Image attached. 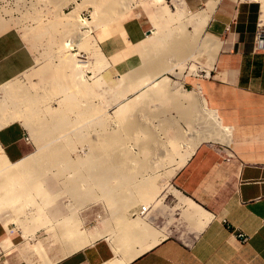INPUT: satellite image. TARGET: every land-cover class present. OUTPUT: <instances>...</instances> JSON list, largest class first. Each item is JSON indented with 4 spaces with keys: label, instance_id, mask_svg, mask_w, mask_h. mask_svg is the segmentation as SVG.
Returning <instances> with one entry per match:
<instances>
[{
    "label": "crops",
    "instance_id": "obj_1",
    "mask_svg": "<svg viewBox=\"0 0 264 264\" xmlns=\"http://www.w3.org/2000/svg\"><path fill=\"white\" fill-rule=\"evenodd\" d=\"M186 1L191 14L216 4L204 31L198 35L191 29L193 50L198 42L203 47L205 37L218 42L213 67L206 75L205 54V65L190 62L198 69L190 74H203L186 78L184 84L190 91H202L231 128V143L200 144L157 198L154 191L152 201L143 200L136 218H122L121 231L108 234L104 228L99 238L53 264H264V39L263 48L256 40L264 29V4ZM128 11L95 31L101 52L114 68L129 63L152 31L140 17L121 20ZM8 54L10 50L0 49V56ZM27 62L14 68L0 64V80L26 71L33 60ZM26 134L19 122L0 128V146L10 162L34 154H28ZM142 207L149 209L142 212ZM0 223V262L33 264L18 260L11 250L21 241L8 227V216L2 214Z\"/></svg>",
    "mask_w": 264,
    "mask_h": 264
},
{
    "label": "rangeland",
    "instance_id": "obj_2",
    "mask_svg": "<svg viewBox=\"0 0 264 264\" xmlns=\"http://www.w3.org/2000/svg\"><path fill=\"white\" fill-rule=\"evenodd\" d=\"M48 1L52 2L51 0H0V16H1L0 20L2 19V21H3V22L2 21L0 22V23H2V24H0V49L2 48V51L8 52V53L10 50V54L5 55V56H0L1 66L5 67V66L11 65L12 68H14L16 65H20V64L24 63L26 58L28 60L27 63H29L31 61V59L33 60V64L26 71L21 72L19 75H17L14 78H6L3 80H0V87L3 86V84L14 82L15 86H16V83H17V86H19V87H21L23 85L24 89L21 87V90L23 89L22 91H24L26 89L25 91L28 90L33 95L34 94H36V95L40 94L39 96H41V95L44 96L43 98L47 101V102L44 101V103H47V104L44 105V103H42V105L44 106V107L42 106V111H43L42 117L45 118V116L49 115V113H45V112H49V110H51V109H59L60 108L59 106L61 105V100L63 97H61L62 95L58 94L57 92H55V93L53 92L55 90L51 86V83L53 81H56L58 68L61 67L60 64L64 63L63 60H61V59H64V55L66 53L67 54L71 53L72 56H74V55L76 56V57L74 56L76 60L78 59V61L79 60L83 61L82 65L80 64L81 63L80 61H79L80 63L77 62L80 64V65L77 64V66L80 67L81 72L83 71L85 73V74L82 73V76L84 75L83 80H85V82L88 81L87 83L91 84V88H92L91 92L94 91V93H93L94 95L92 94V96L90 97V100H91L90 104H93L92 106H94L95 108H99L100 110L102 109L101 111L102 112L104 111L105 114L111 119H110V122H107L108 127L106 126L105 133H104V130H102L100 127L98 128L96 126L90 127L89 128L90 130L85 129L83 132L84 135L82 134L85 137H83L81 139H79V137H78L76 140V137H74V135H73L70 137L71 138V140L69 141L70 144H67L68 140L66 141V143H65V141H63L64 143L60 141L64 146H67V147L65 149H63L62 152L56 151V153H54V151L51 152L50 149L47 151L43 150L41 152H38V149H39L38 146L39 145H37V143L35 141L36 138H34V134L32 133V131L30 129H28L27 126H24L19 122V124H21V126L24 127V129L27 132L26 135L29 137V140H28V144H29L28 145V152L29 153L28 154L34 153V157L37 156V158H38L40 156L39 158H41V157L44 158V159L41 158L42 161H40L41 162V163H39L40 165L38 163H36L35 167L30 168V171L33 168L34 170H38V171L43 172L44 174H43L42 178L39 179L40 183H41L40 188L42 185H45V186H43L44 189H46L45 187H49V188H52L53 192H54L51 195L49 194L50 197L47 194L48 199H45L44 202L41 201L40 196L36 195L37 192H36V194H33L34 195V196H32L33 198L28 197L30 199L29 201H32V203L34 204L33 206L31 204V207L29 206L30 208L29 207L28 208L31 209L32 212H34V213L30 214L28 216V218H25V217L21 218V219H23V222L25 221L24 226H23V224L18 223V220L16 219V217H15L16 215L14 214L13 210H10L11 208H4L3 209V215H7L8 219H9L8 227L10 228V230L13 231V234L17 237V239H19L21 241L19 244H15L13 246L14 248L11 247V250H14L13 252L17 256L18 260L28 261V262L33 263V264H44V261H41L42 259L38 255L32 254L29 251V248L34 247L35 243H38L40 241L39 239L46 241V248H47V250L49 252V256L51 258H55L56 256L57 257L60 256L61 249H62L61 244H60V242L54 241L55 235L53 234L52 230H53L54 224H56L58 221H60V222L64 221V218H65L64 216L72 217L75 221H80V219L85 220V222H86L84 225L85 229H91V228L98 226L99 228L101 227V230L103 233H104V228L106 229V231L109 232L108 234H115L114 233L115 231H121L123 225L121 223L119 224L117 222V220H115V218L113 216V214L115 212L110 207L108 202H106V200H104L103 193H101L102 192L101 190L97 191L98 189H95L96 192L93 190L86 191V192H84L83 195L81 194V196H83V198L80 199L79 198L80 196H75L74 194H70L68 192V188H69L70 184L68 185L65 180L68 177H70V175L72 177L76 178V180H79L76 177V176H78L79 173H81V172L87 173L88 172V169H86V166H88L89 164L88 165L85 164V166L82 164L85 167V168H82L81 165L78 164V162L80 161V159L88 158V157H86L87 155L91 156V154L92 155L94 154V152L91 151L92 149L90 147H93L92 144L94 145L97 143L98 140H100V139L97 140L98 137L99 138L101 137V139H102L103 138L102 136H104L105 134L108 133L107 135H110L111 132H113V133L115 131L118 132L119 129H122L121 126H119L120 124L116 120L115 115L118 113L117 110L120 107V105L122 104L123 99L125 100V98H126L125 101H131L130 106L135 107V109H136V107H138V109L142 110L141 111L142 113L146 112V114H149L146 118H143V123L148 127V129H150V128L151 129L149 130L148 133L147 132L143 133V130H141L139 128L136 135L134 134L135 136L128 134V133H125V135H124V132H123L122 142L120 143V141H118L117 144L115 142L116 145L114 143H111L110 144L111 148H109V151L107 152V154L112 155V157L115 156L116 158H118L120 156L126 157L128 155V157L134 159V161L137 160L138 166L136 164V166H133L132 168H127L126 172L130 173V174H133V172H134L135 174H133V177H135L137 175L135 177L136 182H132V183L138 184V187H140V190H141V188L144 189L146 187V185H145L146 183H149L152 181L156 185L155 190L157 191L158 194H160L164 190V188H166L168 186V184L171 183L172 177L177 173V171L182 168V167L179 168L176 171V173L172 176L170 170H172L174 168L173 162H174V159L177 160V157L174 158L173 161L171 160L172 162L168 161V160H166V162H165L162 159L166 156L164 153V152H166V150H164L162 152V154H161V152L156 153L154 151H151V152H154L152 154V153H150V151H148V153H147L148 155H145V153H144L145 150H143V149H145L146 147L148 148L151 145L152 140H157L158 143L162 144L164 149L167 148V151L170 150L172 144L175 143L178 147L179 154L185 155L188 153L187 150H188V148H190L191 144L193 143L194 132H199L200 134L203 133V130H205L203 125L206 124V123L201 122V121H203V119L200 121L202 124H199L200 123L199 121H198V123L196 122L197 124H192L191 122L188 121V118H186L184 116V114H182V111L180 109H178L179 108L178 106H185L188 103V101L187 100L185 101L184 98L179 99L180 97L174 95V96H170L167 99L169 101V103L168 102L164 103V102H162L163 99H158V98L152 99V102L151 101L145 102L143 100V98L142 97L139 98L140 96L138 97V95H140L144 91L146 92L147 89L149 90V87H146V88L142 87L141 88L142 90L139 88L141 93L138 89L137 90L139 92L136 90H135L136 92L135 91L134 92L133 91L127 92L129 95L126 93L125 97H121V95L119 96V94H116V93H118L117 91H119V89L115 87V84L118 82L123 83L126 80L125 76H123L122 79H119V76H121V74L128 76L127 74H130L132 72L137 73L138 69H140L139 70V73H140V71L144 67L142 65H144L143 62H144V58L146 57L144 45H145V43L148 42L147 37L145 38L144 41H142L141 43H139L137 45V48L140 47L139 53H137L131 59V61L129 63L124 64L123 66H120L118 68L111 67L109 59L104 56V54L101 52V50L99 48L98 41L95 38V36H96L95 31H98L99 29L105 28V26L113 23L114 21H118L120 19L112 20L108 24H106V25L104 24V26L99 25V22H98L99 26L97 27V24H96L97 19L95 18V12H94L95 7L89 0H88V3L89 2L91 3L89 5H88V3L87 4L85 3L86 2L85 0H63V3L61 0L62 4H60V1H59V4H57V3L55 4L54 2H52V4L56 5V6L54 5V7H52L51 3L49 4ZM121 1H123V0H121ZM133 1H134V3H133ZM133 1H132L133 7H130L126 10V11L129 10V11L124 16H122L121 20H125L128 18L136 17V16L140 17V19L147 24L149 30L152 29L151 33H156V34H158V36H161V35L163 36L166 33L167 29H168L167 32H169V30H172L173 28H174L173 29V31H174L175 27H176L178 30H181L182 33H181V31L178 32L175 30L176 32H174V33H176V34L170 38L171 40L170 39L168 40V44H173V45H170L171 47H174V44H176V42H179V39L177 38L178 39L177 40L175 38L178 36H180L181 40L185 39V41H189V42L194 40L193 38L190 39L191 37H189V36H191V32L192 33H193V31L196 32L195 30L198 28V25L195 26L196 22H194V20L190 21L191 23L189 22L186 25L190 30L192 29V27H194L193 31L192 30L190 31L188 28H185V29L183 28L184 29L183 30L182 28H180V25L178 26L177 23L167 22L168 17L163 15L162 6H168L170 8L171 12L176 13L177 10L180 8V6H179L181 4L180 0H161V2H158L157 0H133ZM243 1L254 2V3H257L258 5H260V2L262 3V5L264 4V0H243ZM212 3L213 2L209 3L205 10L210 9V7L212 6ZM57 5H60V7H58ZM92 5L94 8L92 7ZM182 6L186 7L188 10L190 4H189V2L186 1L184 5L182 4ZM204 7L205 6H203L201 9H203ZM201 9L199 8V9H197V10L195 9L193 11L196 12V11L201 10ZM56 11H57V13H56ZM39 12H40V14H39ZM54 12L58 16H56V14ZM58 13H60V14L62 13L63 15H65V17L62 16V14L60 16V14H58ZM69 14H72L81 20V23H80L79 20L75 21L78 18H76L74 16L72 17L73 19L70 18V20L71 19L73 20V22L71 20V23H72L71 27L73 26L72 27L73 29H75V28L77 29V27L80 26V25L78 26V23H76V22H79L80 24L83 23L85 26L84 27L82 24L83 27L80 26L78 31L77 30L73 31L74 35L76 36L77 32H79V33L82 32V33H85V35H86L88 32L89 35L88 34L86 36L82 35V38H81L82 41L81 42H83L85 40H86V42L92 41L91 42L92 48L87 49L86 47H84V46H87L88 44L91 45L90 42L88 44L83 43L84 46H82L83 44L80 46V47H84V49L86 48L85 50L82 48L79 49L78 46L73 47L71 45V47H73L74 50L72 48V51L70 52L69 47H70V43L72 42V41H70L71 35L69 36V34L68 35L66 34L68 32V31L66 32V30H68L69 28L67 29V27H65V24H64L67 22V19H69V17H67V16H72ZM194 14L197 15L198 13H194ZM35 15L38 18L40 17L39 20L37 19V21H40V22L44 21L46 24L48 23V21H49V23L54 22V20H55V18H53L54 16L56 17L58 22L55 21V24L53 23V26H52V24L50 25L49 23H48L49 25H45V23L43 22L42 24H44V27L36 28L34 30L33 28L36 26V22L34 19ZM188 15L191 16L192 14L188 13ZM36 16H35V18H36ZM118 16L119 15H117V17ZM63 17L67 18V19H64ZM32 18L34 20H32ZM97 18H98V16H97ZM94 20H96V21H94ZM99 20H100V17H99ZM150 20H151V22H150ZM33 21H34V23H33ZM59 21H60V23H59ZM61 21H63V23ZM87 22L89 24L86 25L85 23H87ZM192 22H193V24H192ZM32 23H33V25H32ZM75 23H76V25H75ZM173 23H175V24H173ZM94 24H96V25H94ZM31 26L33 28H31ZM75 26H77V27H75ZM94 26H96L97 28H94ZM65 28H66V30H65ZM72 28L70 29V31L73 30ZM63 30H64V32H66L65 34L67 35V37L69 36L68 39L63 37L64 36ZM79 30H81V31H79ZM32 32H37V33L48 32L49 35H48V33H46L47 36L41 35L38 37L37 36L33 37V34H30ZM184 32L186 34H184ZM161 33H163V34H161ZM200 33L201 32H199L198 34H200ZM183 34L185 35V37L187 35V38H185ZM30 36H32V37H30ZM83 37H86V38H83ZM73 38L76 39L77 37H73ZM87 38H89L90 40ZM63 39H66V40H63ZM94 39H95V41H94ZM66 43L69 45V47L67 48L68 52L66 51L67 50L66 48H62V46L63 47L67 46ZM73 43H74V41H73ZM63 44H65V45H63ZM94 44H95V47L93 46ZM203 44H205V42H203ZM184 45H187V44H184ZM177 46L179 47V45H177ZM198 46H199V42H198V45L195 47V49L192 53V55L193 54L194 55L193 56L191 55L192 59L190 58V60H187L188 59V57L186 56L187 54L185 56L184 55L182 56V54L178 55L177 50H175V49H174V51L172 49H168V50H172V51H169L168 55L164 54L165 52L163 51V53H159L161 56L159 55V56L155 57V58H157L158 62H160L161 64L164 63V66H166V64H167V69L169 66L170 67L173 66L172 68H174V69L172 71L166 69L167 71H163L162 72L163 74H161V76L163 78L169 79V86L172 88V91L174 93H178L182 96H184V95H190L191 96L195 92V91H190V90H193L192 88L185 86L184 80L186 78L197 79L199 77V75L203 74L201 72L196 73L195 75L190 74V73H195L198 70L193 63H190V61H192V62L194 61V63L196 65H205L206 57L204 55L198 53V48H200ZM61 48L64 49L65 51L62 52ZM202 49L204 51V49H205L204 46L202 47ZM90 50H91V52H90ZM61 52L63 55L61 54ZM204 52L207 53L206 50ZM50 53H52V54H50ZM91 53H93V54H91ZM206 53H203V54L206 55ZM48 55L50 57H48ZM51 55H53L54 57L56 56V57L54 58ZM57 55L60 57H58ZM100 55H101V57H100ZM102 55L104 57H102ZM74 57H73V59H74ZM207 57H208V55H207ZM48 58H50V59H48ZM59 58H60V61L62 63L59 61ZM173 58H175V60ZM193 59H195V60H193ZM102 60H105V62H106L105 65H107V66H105L106 68H104V67L102 68L100 66ZM178 60H179V62H178ZM175 63L177 64L176 67H175ZM185 63H186V65H185ZM108 65L110 67H108ZM82 66H83V69H81ZM192 66L193 67L195 66L194 70L191 69ZM46 67H47V70H46ZM98 68H99V70H98ZM132 69H135V70L131 71ZM179 69H182L183 71L179 70ZM208 70H209V68H208ZM187 73H188V75L184 76V74H187ZM99 77L102 79H100ZM176 78H178V79L182 78L181 82H179V80L176 81L177 80ZM96 80H98L99 82ZM48 90H50V91L52 90L53 94L51 92H49ZM45 93H47V94H45ZM54 94L56 96L53 97ZM57 94H58V96H57ZM95 94L97 95V97L95 96ZM48 95H50V97H48ZM145 95L147 97V94H145ZM145 95H144V99L147 101V98H145ZM2 96H4V94L2 93V90H1V92H0V99L1 100L3 99V98H1ZM45 96H47V97H45ZM175 97H177V98H175ZM134 98L135 99L137 98L138 100H135ZM59 100H60V102H59ZM175 100H178V101H175ZM179 100L183 101L184 103L180 102ZM85 101H83V106L87 105V102L89 100H85ZM119 102L121 104H119ZM0 103H1V101H0ZM142 104L145 106H143ZM48 107H50V108H48ZM127 111H128V109H127ZM43 114H45V116ZM46 118L50 119V116H47ZM136 119H138V116L136 117ZM165 119L167 120V122H166L167 124L164 123ZM170 122H173V123L170 124ZM173 124H175V125H173ZM166 126L169 128H167ZM122 130H124V127ZM149 134H152V135H149ZM175 140H176V142L173 143V141H175ZM60 142L59 141L55 142L56 143L55 145H57V143L60 144ZM203 142H212V143L215 142L216 143V142H220V141L211 138V139H207L205 141H202L201 143H203ZM54 146H53V148H54ZM51 147H52V145H51ZM45 151H46V153H45ZM42 153L43 154L45 153L46 155L44 154V156H43ZM156 154H158V155H156ZM50 155H53V156L57 155L58 158H56L55 156H54L55 158L54 157L52 158V156H50ZM46 156H48L49 158L47 159ZM59 156H60V160H59ZM65 157L67 158L66 160H65ZM158 157L161 158L160 159L161 163L158 162L159 160H156V159H159ZM61 158H63V159H61ZM49 159L50 160L52 159L50 163H49V161H50ZM70 159H73L75 161V165L72 162V160H70ZM77 159H79V160H77ZM44 160L46 162H48L49 164L46 163ZM76 160L78 162H76ZM156 161L159 164H157ZM53 162H55V163H53ZM42 165H44V166H42ZM72 165L74 166V168L72 167ZM70 167H72L73 169ZM88 168H92V167L88 166ZM83 169H86V171L85 170L83 171ZM91 171L92 170H90V175H88L90 179H92L91 178V176H92ZM73 174H74V176H73ZM72 177L70 178V180L72 179ZM72 180H74V179H72ZM62 182H64V183H62ZM144 182H146V183H144ZM139 183H141V184H139ZM62 184L65 186H63ZM122 184H120L119 187L124 188L123 189L124 191H122V189H121V191L118 190L119 191L118 193L121 196L123 195L122 192L126 193L125 190L127 188H131L135 185V184L130 185L129 183H122ZM66 185L68 186V188ZM91 185H92V183H91ZM91 185H90V187H93ZM136 187L137 186H135V188ZM134 190H136V189H134ZM83 191L81 193H83ZM64 192H66L67 194H65ZM57 193H59V194H57ZM158 194L156 195L155 198L158 197ZM85 195L89 199L85 198L86 197ZM43 196H45V195H43ZM45 197H43V198H45ZM90 197L94 200H92ZM31 198H32V200H31ZM55 198H56V200H55ZM34 199H35L36 203H34ZM49 199H51V200H49ZM82 199H84V200H82ZM136 199H138V200L134 201L135 206L132 203V201L130 203H128L129 201H126V203H121V204L117 205L118 207L122 208L120 214L125 213L124 217L129 219V220L136 218L137 217L136 212H137L138 207L143 205V203L146 204V202H143V200L140 201L141 199H139V197H136ZM86 200H88L89 202ZM46 201L49 202V204ZM124 204H125V206H124ZM8 205H6V207ZM33 207H34V209H33ZM129 207H130V209L128 210L127 208H129ZM122 211H124V213H122ZM58 216H63L64 218L58 217ZM25 226H26V228H30V230L35 231V232H33L35 234H33V233L30 234L31 235L30 237H32L34 240H29L28 238L27 239L24 238V237H26V235H25L26 232H28V231H29L28 233L32 232L29 229L25 230V228H24ZM23 231H25V233H23ZM104 235H106V234H104ZM87 236H88V238H87ZM87 236L86 237H85V235L82 236V237H85L82 239H84V241H86L85 239H89V237H91L90 235H87ZM84 241L81 240L80 242H77V243L82 242L81 244H83ZM77 243L76 244L74 243V245H79ZM27 247H28V250L26 249ZM70 249H73V248H70ZM36 256H38V257L36 258ZM39 258H40V260H39ZM1 263L2 262H0V264Z\"/></svg>",
    "mask_w": 264,
    "mask_h": 264
},
{
    "label": "bare ground",
    "instance_id": "obj_3",
    "mask_svg": "<svg viewBox=\"0 0 264 264\" xmlns=\"http://www.w3.org/2000/svg\"><path fill=\"white\" fill-rule=\"evenodd\" d=\"M51 1L54 2L55 4L56 3L59 4V1H60V4L63 3V0H62V3H61V0H51ZM85 1H86L85 3L87 4L88 0H85ZM89 1L95 7L94 8L93 5H92V7L95 10L94 11L95 12V18L97 19V21L96 20H94V21L97 22V23L95 22L97 24V27L99 25L107 24L110 21H112L113 19L118 18L121 14H123L124 11L126 12V10L128 8L133 7L132 6V1L133 0H126V1L125 0H123V1H121V0H89ZM157 1L161 2V0H157ZM180 1H181L180 2L181 4L179 5L180 8L177 10L176 13L171 12L170 8L168 6H162L163 15L168 17L167 22H175V23L178 24V26L180 25V28H182V29L184 28L185 29V28H188L186 25L190 21L194 20V22H196L195 26L198 25V28L195 31L197 33L202 32L205 29V27L207 26L209 20L211 19V15H212V12L214 11V8H215L216 4L213 2L212 6L210 7V9L205 10V11H201L197 15L192 14L191 16H189L188 13L191 14V12H189L186 7L182 6V4L183 5L185 4V1L184 0H180ZM52 2L48 1V3L49 4L51 3L52 7H54L55 4H52ZM90 2L88 3V5L91 4ZM133 3H134V1H133ZM57 6L60 7V5H57ZM56 13H57V11H56ZM39 14H40V12H39ZM58 14H60V13H58ZM61 14H60V16H61ZM69 15H72V14H69ZM117 15H119V16L117 17ZM35 16H34V19H35V22H36V26L34 28L31 26V28H33L35 30L36 28L44 27V24H42L44 21L43 22L42 21L41 22L37 21V19L39 20L40 17L38 18L36 16V18H35ZM56 16H58V15L56 14ZM62 16L65 17V15H63V14H62ZM73 16L74 15L67 16V17H69V19L63 17L64 19H67V22L65 21L66 23H64L65 27H67V29L69 28L68 30H66V28H65L66 32L68 31L67 33L64 32V30H63V34H64L63 37L68 39V37L71 35L70 36L71 40L70 39L69 40L72 41V42L70 43V47L66 43L67 46L66 47L62 46V48H66L67 49L69 47L70 52L72 51V48L74 46H76V47L78 46L79 49L80 48L84 49V47H86L87 49L88 48L89 49L92 48L91 47L92 46V44H91L92 41L91 42L90 41L86 42V40H85V41L81 42L82 41L81 40L82 35L83 36H86L87 34L89 35L88 32H87L86 35H85V33H82V32H81L82 34L77 32L76 36L74 35L73 31H75V30L78 31V29L80 28V26H82L83 23L80 24L81 20L78 17L74 16V17L78 18V19L75 18L76 19L75 21L79 20L80 23L79 22H76V23H78V26L79 25L80 26L79 27L75 26V27H77V29L75 27H74L75 29H73L72 28L73 26L71 27V24H72L71 20L73 19L72 18ZM97 16H98V18H97ZM99 17H100V20H99ZM53 18H55V20L53 19L54 22H50L49 23V21H48V23L50 25L52 24V26H53V23L55 24V21L58 22V20L56 19L55 16ZM70 18H72V19L70 20ZM34 19L32 18V20H34ZM1 21H2V19L0 20V22ZM61 22L63 23V21H61ZM72 22H73V20H72ZM98 22H99V25H98ZM33 23H34V21H33ZM33 23H32V25H33ZM48 23L47 24L45 23V25H49ZM59 23H60V21H59ZM76 23H75V25H76ZM175 23H173V24H175ZM0 24H2V23H0ZM85 24L87 25L89 23L87 22ZM96 24H94V25H96ZM192 24H193V22H192ZM83 26H84V24H83ZM97 27L94 26V28H97ZM71 28L73 30L70 31ZM259 28H263V27L259 26ZM173 29L169 30V32H167L168 31V29H167L166 33L164 32L165 34L163 36L161 35L163 33L160 34L161 36H158V34H156V33H150V35L147 37L148 38V42L145 43V45H144V47H145L144 50L146 52V57L144 58V62H143L144 65H142L144 67L142 68L140 73H139L140 69H138L139 68L138 67L137 68L138 69L137 73L136 72L135 73L132 72L130 74H127L128 76L121 74V76H119V79H122L123 76H125L126 80L123 83L122 82H118V83L115 84V87L119 89V91H117L118 93H116V94H119V96L121 95V97H125L127 92H132V91L134 92L135 90L138 91L139 88L141 89L142 87L143 88L149 87V90L147 89L148 91L146 90V92L144 91L143 93H141V91L139 90L141 94L138 95V97L139 96H140L139 98L142 97L145 102H149V101L152 102V99L158 98V99H163L162 102H164V103H166V102L169 103V101L167 99L170 96H174V95L180 97L179 99L184 98L185 101L186 100L188 101V103L185 106H178L179 108L178 107L177 108L182 111V114H184V116L186 118H188V121L191 122L192 124H197L198 121L200 122L203 119V121H201V122L202 123H206L205 125H203V127L205 128V130H203V133L200 134L199 132H194V134H193V137H194L193 138V143L191 142L192 144H191L190 148H188V150H187L188 153L185 154V155H183V154L180 155L179 154L178 147L174 143V142H176V140L173 141L174 144H172V146L170 145L171 149L168 150V151H167V148L164 149L162 144L158 143L157 140H152L151 145L148 148L146 147L145 149H143V150H145L144 151L145 155H148L147 154L148 151H150V153H152V154L154 152H156V153L161 152V154H162V152L164 150H166V152H164L166 156L162 159L165 162H166V160H168V161L172 160L173 161V159L177 157V160L174 159V162H173L174 163V168L172 170H170L172 176L176 173V171L179 168H181V167H183L185 165V163L188 161V159L193 154V152L196 150V148L200 144H202L201 143L202 141H205L207 139L213 138V139H216V140H218L220 142H224V143H228V144L231 143V128L226 127L223 124L219 114L217 113L216 110L212 109L209 106V103H208L206 97L203 95V93H202V91L200 89L198 91H195L191 96L190 95L182 96V95H180L178 93H174L172 91V88L169 86V79L168 78H163L161 76V74H163L162 73L163 71H167V70L172 71L174 68H172L173 66L170 67L168 65L169 67L167 69V64H166V66H164V63L161 64L160 62H158L157 58H155V57L159 56L160 55L159 53H163V51H164L165 52L164 54L168 55L169 51H172V50L174 51V49H175V50H177V54L178 55L182 54V56L183 55L185 56L187 54L186 55L188 57V59L186 58L187 60H190V58L192 59V56L194 55V54L192 55V53L194 51L193 48H192L193 46L191 44L192 41L191 42L185 41V39L181 40L180 36H178V37H175V38L176 39L178 38L179 42H176V44H174V47L170 46V45H173V44H168V40L176 34L174 32H176V31L180 32L181 31V30H178L176 27H175L176 31L175 30L173 31ZM79 31H81V30H79ZM196 32H195V34H196ZM46 33H48V32H44V33L32 32L30 34H33V37H36V36L38 37V36H41V35H46L47 36ZM65 33L67 35L69 34V36L67 37V35ZM181 33H182V31H181ZM184 34H186V33L184 32ZM48 35H49V33H48ZM30 37H32V36H30ZM73 37H77V38L75 39ZM184 37H185V35H184ZM189 37H191L190 39H192V38L194 39V36H193L192 32H191V36H189ZM83 38H86V37H83ZM89 38H87V39H89ZM186 38H187V35H186ZM63 40H66V39H63ZM73 41H74V43H73ZM94 41H95V39H94ZM89 42H90L91 45L88 44ZM204 42H205V44H203L202 46H204V48H205L204 51L206 50L207 53L203 51L202 47L198 48V53L199 54L206 53V55H208L209 70H207L206 75L209 76L210 69L213 67V64H214V61H215V55H216V50H217L216 48H217V43L218 42L216 43V40L213 39L212 37H205ZM83 43H87L88 45L84 46ZM95 44L93 45L94 47H95ZM184 44H187V45H184ZM63 45H65V44H63ZM71 45L73 47H71ZM81 45L84 46V47H80ZM175 45L176 46L179 45V47L177 46L178 47L177 48ZM168 49H172V50H168ZM73 50H74V48H73ZM63 51H65V50L62 49V52ZM66 51L68 52V49ZM62 52H61V54H62ZM90 52H91V50H90ZM93 53H91V54H93ZM50 54H52V53H50ZM53 55H51V56H53ZM74 56H72L71 53L70 54L66 53L64 55V59H61V60H63L64 63L60 64L61 67L58 68L57 79H56V81H53L51 83V86L55 90L53 92L54 93L57 92L58 94L62 95L61 97H63V98L61 100V105L59 106L60 107L59 109H51V110H49V112H45L46 110L44 111L45 113H49V115H47V116H50V119H47L46 118L47 116H45V114H43L45 116V118L42 117V113H43V111H42V106H43L42 103H44V101H46L43 98L44 96H42V95L39 96L40 94H38V95L34 94L33 95L28 90L25 91L26 89L24 91H22L24 89L23 85L21 86L23 88L21 90V87L17 86V83H16V86H15L14 82H13L14 84L13 83L3 84V86L0 87V92L2 90V93L4 94V96L1 97L3 99L2 100L0 99V101H1V103H0V128L4 127L6 125H9L11 123H14V122H20L24 126H27L28 129H30L32 131V133L34 134V138H36L35 141H36L37 145H39L38 146V148H39L38 152H41L43 150L47 151V150L50 149V151L51 152L54 151V153H56V151H61L62 152L63 149H65L67 146H64L61 142L65 141V143H66V141L68 140L67 144H70L69 141L71 140V138H70L71 136L74 135V137H76V140H77L78 137H79V139L85 137V136H83L84 135L83 132H84L85 129L90 130L89 129L90 127H93V126H96L98 128L100 127L102 130H104V133H105V130H106L105 128L107 126V122H110L111 118H109L105 114L104 111L102 112L101 111L102 109L100 110L99 108H95L94 106H92L93 104H90V101H91L90 97L92 96L94 91L91 92V90H92L91 84L87 83L88 82L87 80H86L87 82H85V80H83L84 75L82 76V73H84V72L83 71L81 72L80 67L77 66V64H79L80 62H81L80 64L82 65L83 61L79 60L80 61L79 62L78 59L77 60L75 59L76 56L75 57ZM48 57H50V56L48 55ZM58 57H60V56H58ZM73 57H74V59H73ZM100 57H101V55H100ZM102 57H104V56L102 55ZM48 59H50V58H48ZM173 59L175 60V58H173ZM193 60H195V59H193ZM59 61H60V58H59ZM77 62H79V63H77ZM178 62H179V60H178ZM190 62H192V61H190ZM105 63H106L105 60H102L100 66L102 68L103 67L106 68L105 66H107V65H105ZM176 65L177 64L175 63V67H176ZM185 65H186V63H185ZM108 67H110V66L108 65ZM194 67L192 66L191 69L194 70ZM81 69H83V66H82ZM46 70H47V67H46ZM98 70H99V68H98ZM134 70L135 69H132L131 71H134ZM179 70H182V69H179ZM100 79H102V78H100ZM96 81H98V80H96ZM48 91L53 94L52 90L51 91L48 90ZM45 94H47V93H45ZM58 94H57V96H58ZM145 94H147V97H146ZM144 95H145V98H147V101L144 99ZM54 96H56V95L54 94L53 97ZM95 96L97 97L96 94H95ZM45 97H47V96H45ZM48 97H50V95H48ZM137 98L136 99L134 98V99L138 100L139 98L138 99ZM175 98H177V97H175ZM85 100H89V101L87 102V105L83 106V101H85ZM125 100H126V98H125ZM125 100L123 99L122 104L119 102V104H121V105H120V107L117 110L118 113L115 115L116 120L120 124L119 126H121L122 129L124 127V130L119 129L118 132L115 131L114 132L115 134L113 132H111L110 135H107L108 134L107 133L104 136H102L103 137L102 139H101V137L99 138L97 136L98 137L97 140L98 139H100V140H98L96 144H94V145L92 144L93 147H90L92 149V150L91 149L90 150L93 151L94 154L93 155L91 154V156L90 155H87V156L85 155L88 158L80 159L79 162L77 161L79 159L76 160V162H78V164L81 165L82 168H85L84 167L85 164H87V165L89 164L88 166L92 167V168H88V166H86V169H88L87 173L81 172V173L78 174V176L75 175L77 177V179H79V180H76V178L72 177L71 175H70V177H68L65 180L68 185L70 184L69 188L66 185L67 188H68V192L70 194H74L75 196H80L79 197L80 199L83 198V196H81V194L83 195L84 192H86V191H91V190L95 191V189H98L97 191L101 190L102 192L101 191L100 192L103 193L104 200H106V202H108L110 207L115 212V213L113 212L114 214L113 213L112 214H113L115 220H117V222L119 224L122 223V218L124 219L125 217L122 216V214H120L122 208L118 207L117 205H119L121 203H126V201H129L128 203H130L132 201V203L134 204V201L138 200V199H136V197H139V199H141L140 201H142V200H145V201H147V200L149 201L150 200V201H152L154 199L153 194L156 195L154 193V191H156L155 190L156 189V185H155L154 182H152L151 180H150L151 182L148 181L149 183L144 182V183H146L145 184L146 187L144 189L141 188V190H140V187H138V184L132 183V182H136L135 177L137 175L135 177H133V174H135L134 172H133V174H130V173L126 172L127 168H132L133 166H136V164L138 166L137 160L134 161V159L128 157V155L126 157H124V156L121 157L120 156V157L116 158L115 156L112 157V155L107 154V152L109 151V148H111V145H110L111 143L115 144V142H116V144H117L118 141H120V143L122 142V140H123V138H122L123 137V132H124V135H125V133H128V134H131V135L135 136L136 133L138 132L139 128L141 130H143V133L144 132L148 133L149 130L151 129V128L148 129V127L143 123V118H146L149 114H146V112L142 113L141 112L142 110L138 109V107H136V109H135V107L130 106L131 105V101H125ZM175 101H178V100H175ZM59 102H60V100H59ZM180 102H183V101H180ZM46 104L47 103H44V105H46ZM143 106H145V105H143ZM48 108H50V107H48ZM127 109H128V111H127ZM137 116H138V119H136ZM166 122H167V120L165 119L164 123H166ZM201 122L199 124H202ZM171 123H173V122H170V124ZM173 125H175V124H173ZM167 128H169V127H167ZM149 135H152V134H149ZM58 141L59 142L61 141L60 144L57 143V145H55L56 144L55 142H58ZM51 145H52V147H51ZM53 146H54V148H53ZM46 151H45V153H46ZM151 151H154V152H151ZM44 154H43V156H44ZM156 155H158V154H156ZM50 156H52V158H53L55 155L54 156L50 155ZM46 157H47V159L49 158L48 156H46ZM55 157L58 158L57 155ZM66 157H65V160L67 159ZM38 158H37V156L34 157V154H33L29 158H27V159H25L23 161L10 162L7 159V157L5 156L3 150H2V148L0 146V217L3 214V209L4 208H11L10 210H13L14 214L16 215L15 217L18 220V223L19 224H23V226H24L25 225L24 224L25 221L23 222V219H21V218L22 217L28 218V216L30 214L34 213V212H32L31 209H29L31 207V204H32V206L34 204L32 203V201H29L30 199L28 197L34 196L33 194H36V192H37L36 195L40 196L41 201L44 202L45 199H48L47 198V194L50 197V195L54 193L52 188L45 187L46 189H44L43 186H45V185H42L41 188H40L41 183H40L39 179L42 178V176L44 174L43 172L38 171V170H34L33 168L30 171V168L31 167H35L36 163H38V164L41 163L40 161H42L41 158H43V157H41L39 159ZM61 159H63V158H61ZM160 159L161 158L156 159V160H159L158 162L161 163ZM51 160L49 161V163L51 162ZM59 160H60V156H59ZM70 160H72V162L75 165V161L73 159H70ZM46 163H48V162H46ZM53 163H55V162H53ZM156 163H157V161H156ZM159 163H157V164H159ZM42 166H44V165H42ZM72 167L74 168L73 165H72ZM72 167H70V168H72ZM86 169H83V171L84 170L86 171ZM89 169L92 170L91 171L92 172L91 173L92 174V176H91L92 179H90L89 176H88V175H90V170ZM74 174H73V176H74ZM71 177L74 180H72V179L70 180ZM64 182H62V183H64ZM91 183H92V185H91ZM122 183H129L130 185H133V184H135V185L133 187H131L132 189L131 188H127L125 190L126 193L122 192L123 195L121 196L118 193L119 192L118 190L121 191V189H122V191H124L123 190L124 188L119 187L120 184H122ZM141 183H139V184H141ZM90 185L93 186V187H90ZM63 186H65V185H63ZM135 186H137V187L135 188ZM134 189H136V190H134ZM82 191H83V193H81ZM64 193L67 194L66 192H64ZM57 194H59V193H57ZM43 195H45L46 197L43 196ZM43 197H45V198H43ZM32 198H31V200H32ZM85 198H87V196ZM84 199H82V200H84ZM87 199H89V198H87ZM49 200H51V199H49ZM55 200H56V198H55ZM92 200H94V199H92ZM86 201H88V200H86ZM34 203H36L35 199H34ZM47 203L49 204V202H47ZM6 205H8V206L6 207ZM124 206H125V204H124ZM134 206H135V204H134ZM34 207H33V209H34ZM130 207L127 208V209L129 210ZM122 213H124V211H122ZM58 217H63V216H58ZM64 217H63L64 221H61L62 225H60V227H59L58 224L60 222L58 221L57 224L53 225V230H52L53 234L55 235L54 236V241L55 242H60L61 248H62L61 250L64 251V252L60 253L59 257L56 256L55 258H51L49 256V252H48V250L46 248V241H43L41 239H39L40 241L38 243H35V245H34V247L32 249L33 254L38 255L42 259L41 261H44V264H53V263L65 258V257H67L70 254V252H73L75 250L83 248L85 245L89 244V242H91L92 239L95 240V239H97V238H99L101 236L100 234H101L102 230H100V228L98 226H96L94 228H91V229H85L84 225L82 223V219H80V221H75L72 217H69V216H64ZM125 220H126V218H125ZM77 227L79 228V231H78ZM24 228H25V230L26 229L30 230V228H26V226ZM30 231H32V230H30ZM28 232L25 233V231H23V233H25V235H26L25 238L26 239L28 238L29 240H34L32 237H30L31 236L30 234L35 232V231L33 230L30 233H28ZM33 234H35V233H33ZM84 235H85V237L87 235L91 236V237H89V239H85L86 241L88 240L87 242L84 241V239H82V238H85V237H82ZM87 238H88V236H87ZM81 240L84 241L83 244H81L82 242L81 243H77V242H80ZM74 243L75 244L77 243L79 245H74ZM70 248H73V249H70ZM38 256H36V258ZM40 258H39V260H40Z\"/></svg>",
    "mask_w": 264,
    "mask_h": 264
},
{
    "label": "built area",
    "instance_id": "obj_4",
    "mask_svg": "<svg viewBox=\"0 0 264 264\" xmlns=\"http://www.w3.org/2000/svg\"><path fill=\"white\" fill-rule=\"evenodd\" d=\"M264 39V29H262L260 32H258L257 33V35H256V40H257V42H258V47H259V41L261 40V39ZM260 48V47H259ZM261 48H263V45H262V47ZM28 140H29V137L26 135L25 136V141L28 143ZM149 209V207L148 208H145V207H142L141 208V211L142 212H145V211H147Z\"/></svg>",
    "mask_w": 264,
    "mask_h": 264
},
{
    "label": "water",
    "instance_id": "obj_5",
    "mask_svg": "<svg viewBox=\"0 0 264 264\" xmlns=\"http://www.w3.org/2000/svg\"><path fill=\"white\" fill-rule=\"evenodd\" d=\"M263 45V38L259 41V47L261 48Z\"/></svg>",
    "mask_w": 264,
    "mask_h": 264
}]
</instances>
